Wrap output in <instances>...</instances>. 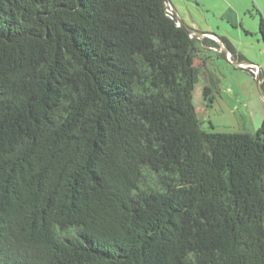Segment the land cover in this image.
Returning a JSON list of instances; mask_svg holds the SVG:
<instances>
[{"label": "trees", "instance_id": "obj_1", "mask_svg": "<svg viewBox=\"0 0 264 264\" xmlns=\"http://www.w3.org/2000/svg\"><path fill=\"white\" fill-rule=\"evenodd\" d=\"M197 51L166 0H0V264H264V119L202 126Z\"/></svg>", "mask_w": 264, "mask_h": 264}, {"label": "rangeland", "instance_id": "obj_2", "mask_svg": "<svg viewBox=\"0 0 264 264\" xmlns=\"http://www.w3.org/2000/svg\"><path fill=\"white\" fill-rule=\"evenodd\" d=\"M182 1L189 5L187 14L181 12L185 19L178 13L183 23L198 32H212L217 36L206 35L213 43L194 37L198 39L194 63L199 71L195 104L203 120L202 126L226 133L257 131L264 119V95L261 93V89L264 90V39L260 32L264 0ZM232 4L240 9L238 21H234L233 15H220ZM221 40L230 45L233 53L226 50ZM246 61L257 66V74L245 67ZM236 86L238 90L233 89Z\"/></svg>", "mask_w": 264, "mask_h": 264}, {"label": "crops", "instance_id": "obj_3", "mask_svg": "<svg viewBox=\"0 0 264 264\" xmlns=\"http://www.w3.org/2000/svg\"><path fill=\"white\" fill-rule=\"evenodd\" d=\"M198 1H200V0H198ZM199 3V2H198ZM169 5H171V7H173V9H176V11H177V14L179 13L180 14V16L181 17H183L184 18V15L185 14H187V9H188V7H189V5H188V3L187 2H183L182 0H171V2H169L168 3ZM181 12L182 13H184V15L183 14H181ZM221 16H223V17H226V16H230V15H233V17H234V21H238L239 20V18H240V15H241V12H240V9H239V7L236 5V4H232L231 6H229L226 10H223L222 12H221V14H220ZM185 19V18H184ZM194 23H195V21L194 20H192ZM194 30V29H193ZM194 31H196V30H194ZM197 32V31H196ZM207 34H211L212 36H216V35H214L212 32H206ZM200 37H202V38H204V39H207V40H209L210 42H212L213 43V41L211 40V39H208V38H206L207 36H206V34H203V35H201ZM216 38H217V36H216ZM203 39V40H204ZM198 40V39H197ZM198 42V41H197ZM221 42H222V44L223 45H225L226 46V50L228 49L229 51H230V49L228 48V45H227V42H223L222 40H221ZM230 52H232V51H230ZM233 53V52H232ZM236 59V58H235ZM242 59H236V61H241ZM245 61V60H244ZM237 67V66H236ZM232 85H234V84H232ZM230 88H232V86L230 87ZM234 90H238L239 88H238V86H236L235 88H233ZM263 121V120H262Z\"/></svg>", "mask_w": 264, "mask_h": 264}, {"label": "water", "instance_id": "obj_4", "mask_svg": "<svg viewBox=\"0 0 264 264\" xmlns=\"http://www.w3.org/2000/svg\"><path fill=\"white\" fill-rule=\"evenodd\" d=\"M167 3H169V0H166V5H167ZM171 12H172V14H173V17L176 19V21H177V24L179 25V26H181V27H183L184 29H186V30H188L189 32H190V35H191V37H200L201 35H203V34H207L206 32H196V31H194L192 28H190V27H188L187 25H185L184 23H183V21L178 17V14H177V11H176V9H173V7H171ZM223 41V40H222ZM224 42V41H223ZM223 54H224V56H225V58H226V50L223 52ZM247 63H251V62H248V61H246ZM253 64V63H252ZM257 80L259 81L260 80V77H259V75H258V77H257ZM261 93L264 95V90L263 89H261Z\"/></svg>", "mask_w": 264, "mask_h": 264}, {"label": "built area", "instance_id": "obj_5", "mask_svg": "<svg viewBox=\"0 0 264 264\" xmlns=\"http://www.w3.org/2000/svg\"><path fill=\"white\" fill-rule=\"evenodd\" d=\"M166 8H167V11L169 12V14L173 17V14H172V12H171V5H169L168 3H167V5H166ZM206 35H209L210 37L212 36L211 34H206ZM244 65H245V67L247 66V67H250L251 69H252V71L255 73V74H257L258 73V68H257V66L255 65V64H252V63H244Z\"/></svg>", "mask_w": 264, "mask_h": 264}]
</instances>
